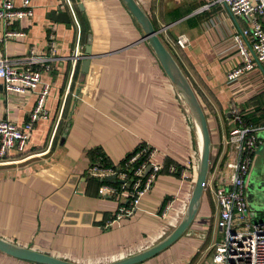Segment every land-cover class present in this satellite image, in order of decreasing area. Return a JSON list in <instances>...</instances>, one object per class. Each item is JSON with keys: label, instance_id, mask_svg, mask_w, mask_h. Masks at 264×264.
Listing matches in <instances>:
<instances>
[{"label": "crops", "instance_id": "0c3cea01", "mask_svg": "<svg viewBox=\"0 0 264 264\" xmlns=\"http://www.w3.org/2000/svg\"><path fill=\"white\" fill-rule=\"evenodd\" d=\"M137 1L200 100L212 139L209 174L217 167L216 185H222L229 177L226 165L237 158L224 143L234 127L231 111L237 107L252 124L264 126V63L227 81L243 63L234 35L250 24L221 6L202 11L207 0ZM31 2L34 17L11 26L26 36L0 43V57L24 58L32 49L54 53L52 70L42 76L51 84L49 119L36 123L26 154L14 153L9 164L0 165V237L78 264H109L138 254L176 229L169 222L182 217L194 189L190 164L198 141L185 103L121 0ZM52 12L67 13L70 22L53 21ZM51 28L55 44L49 50ZM4 32L0 22V39ZM179 35L189 39L184 49L176 45ZM89 36L91 62L83 74ZM35 104V94H7L0 86V120L25 129ZM144 144L157 149L154 164L181 167L188 179L164 170L137 210L117 220L127 201L100 196L99 188L110 181L89 171L93 165H120ZM170 201L172 210L163 218ZM221 222L214 189L205 191L188 232L140 264H213L224 239ZM0 264L36 263L0 252Z\"/></svg>", "mask_w": 264, "mask_h": 264}, {"label": "built area", "instance_id": "2783aa9c", "mask_svg": "<svg viewBox=\"0 0 264 264\" xmlns=\"http://www.w3.org/2000/svg\"><path fill=\"white\" fill-rule=\"evenodd\" d=\"M221 6L236 17L243 18L250 27L234 35L236 48L243 59V63L230 71L227 81L234 83L254 70L256 62L264 63V0H207L202 11ZM35 15L31 0H21L17 6L15 0H3L0 7V22L5 27L4 36L0 43L14 38H23L26 33L12 30L14 22L31 19ZM49 50L54 48L55 33L49 32ZM189 39L179 35L176 45L184 49ZM56 58L54 53L48 56L39 54L35 49L29 51L24 58L11 60L7 56L0 57V86L8 93L36 95L34 111L25 129L19 128L10 120H0V165L9 164L12 155L26 154L30 135L36 123L49 119L47 102L50 96L51 84L42 82V76L52 70ZM186 110L190 117L188 107ZM233 129L225 139V145L234 148L237 158L229 162L226 167L229 177L222 185H216L218 168L208 175L205 191L214 189L217 205L220 209L221 226L224 239L216 245L212 257L213 264H264V221L252 224L247 212L249 204L246 198L250 170L254 164L256 151L264 141L258 134L264 131V126L248 124L240 110L235 107L231 111ZM191 120V118H190ZM158 151L149 144H144L131 153L120 165H93L89 176L106 182L99 188V195L114 199H125L127 206H122L116 213L115 219L120 220L133 214L141 199L149 193L164 170L169 174H180L181 179H188L183 168L174 164L168 166L153 163ZM211 164V162H210ZM196 172L197 159L190 164ZM210 172V171H209ZM163 218L172 210V201L165 204ZM174 219L169 226L177 228L183 219ZM166 234V233H165ZM171 234V233H170ZM169 234V235H170ZM168 236V235H167Z\"/></svg>", "mask_w": 264, "mask_h": 264}, {"label": "water", "instance_id": "95a60500", "mask_svg": "<svg viewBox=\"0 0 264 264\" xmlns=\"http://www.w3.org/2000/svg\"><path fill=\"white\" fill-rule=\"evenodd\" d=\"M125 7L134 17L137 25L141 28L143 32L144 39L149 43L151 49L154 51L159 63L164 69L166 75L170 79L171 83L178 91L181 99L187 105L188 110L193 121V125L197 124L200 128L202 137V148L198 149L197 155V166H196V180L194 189L189 200V203L184 212L183 219L178 225V227L165 239L159 243L141 251L138 254L126 257L119 261L109 263V264H140L146 260H149L159 253L165 251L176 243L183 235H185L190 229L192 223L194 222L201 204L203 194L205 192V183L207 181L211 153H212V139L210 134V129L208 126L207 117L205 111L200 103L195 90L190 84L189 80L185 76L181 67L168 50V48L163 43L160 38L161 30H156L151 18L140 5L137 0H121ZM51 19L53 21L61 23H69V15L67 13H51ZM91 44L92 37L88 38V46L86 49L85 59L82 64V73L87 74L89 71L90 57H91ZM196 123V124H195ZM262 140L264 141V131L262 133ZM257 169V168H256ZM258 173H264V162L263 168L257 169ZM264 175V174H263ZM107 181L112 182L113 179H107ZM261 179L259 176L249 178L246 190V198L249 207L252 211L264 212V191L262 188L264 185L261 184ZM0 252L6 254L7 256L13 257L15 259L36 263V264H78L65 259L55 257L53 255L44 254L42 252L19 246L15 243L7 241L0 237Z\"/></svg>", "mask_w": 264, "mask_h": 264}, {"label": "rangeland", "instance_id": "374dc122", "mask_svg": "<svg viewBox=\"0 0 264 264\" xmlns=\"http://www.w3.org/2000/svg\"><path fill=\"white\" fill-rule=\"evenodd\" d=\"M185 106H187V105L185 104ZM190 118H191V115H190ZM191 122H193L192 119H191ZM258 137L260 139H262L260 136V133L258 134ZM263 162H264V144H261L259 146L258 150L256 151V156H255V160H254L253 165H254V167L256 166V168L259 170V169L263 168ZM247 216L249 217V221L252 224H256L260 221H264V212L256 213V212L252 211L250 209V207H249V210L247 212ZM201 264H206V260L201 261Z\"/></svg>", "mask_w": 264, "mask_h": 264}, {"label": "bare ground", "instance_id": "6f19581e", "mask_svg": "<svg viewBox=\"0 0 264 264\" xmlns=\"http://www.w3.org/2000/svg\"><path fill=\"white\" fill-rule=\"evenodd\" d=\"M195 129H196L195 131H196L197 141H198V149H201L202 148V137H201L200 128L199 126H197V124L195 125Z\"/></svg>", "mask_w": 264, "mask_h": 264}, {"label": "flooded vegetation", "instance_id": "af4514ba", "mask_svg": "<svg viewBox=\"0 0 264 264\" xmlns=\"http://www.w3.org/2000/svg\"><path fill=\"white\" fill-rule=\"evenodd\" d=\"M263 174L258 173L257 169H255L251 176L253 178H256L257 176H259V178L262 180L261 184L264 185V175ZM262 190L264 191V187L262 188Z\"/></svg>", "mask_w": 264, "mask_h": 264}, {"label": "trees", "instance_id": "16d2710c", "mask_svg": "<svg viewBox=\"0 0 264 264\" xmlns=\"http://www.w3.org/2000/svg\"><path fill=\"white\" fill-rule=\"evenodd\" d=\"M152 22H153V21H152ZM153 25H154V27H155L156 30H158V31L160 30V29H158V28L156 27V25H155L154 22H153ZM160 38H161V36H160ZM163 43H164V42H163ZM165 46H166V45H165ZM166 47H167V46H166ZM168 50H169V49H168ZM245 121H246L248 124L255 125V124H252V123H251L248 119H246V118H245ZM166 165L168 166V165H170V163H167ZM102 166H107V165H102Z\"/></svg>", "mask_w": 264, "mask_h": 264}]
</instances>
